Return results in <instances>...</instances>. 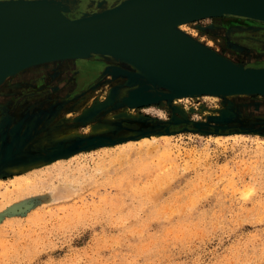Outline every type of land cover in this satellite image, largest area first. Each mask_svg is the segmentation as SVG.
<instances>
[{
	"label": "rangeland",
	"instance_id": "obj_1",
	"mask_svg": "<svg viewBox=\"0 0 264 264\" xmlns=\"http://www.w3.org/2000/svg\"><path fill=\"white\" fill-rule=\"evenodd\" d=\"M184 29L224 59L264 65L262 21L218 15ZM65 62L0 87V264H264V94L130 106L127 77L104 72L119 63ZM222 109L232 115L216 122ZM56 187L69 190L55 198Z\"/></svg>",
	"mask_w": 264,
	"mask_h": 264
},
{
	"label": "water",
	"instance_id": "obj_2",
	"mask_svg": "<svg viewBox=\"0 0 264 264\" xmlns=\"http://www.w3.org/2000/svg\"><path fill=\"white\" fill-rule=\"evenodd\" d=\"M82 2L86 5L89 0H0V76L11 68L72 50L87 51L84 57L92 53L106 55L109 49L136 55L157 24L169 16L233 15L264 22V0H120L78 15L67 13L78 10ZM9 6L16 8L18 14ZM195 57L197 63L176 69L173 78L169 73L155 71L150 82L142 81L119 65H110L104 72L127 77L126 84L130 87L121 99L130 106L157 102L175 94L264 90V65L237 63L229 67L219 65L203 53ZM170 86L174 91L166 89ZM119 94L120 87L113 86L107 99L89 107L82 116H92ZM231 115L230 110L222 109L219 117L212 115V118L222 122ZM194 125L198 129L208 127L206 123ZM213 129L218 131L219 126Z\"/></svg>",
	"mask_w": 264,
	"mask_h": 264
},
{
	"label": "bare ground",
	"instance_id": "obj_3",
	"mask_svg": "<svg viewBox=\"0 0 264 264\" xmlns=\"http://www.w3.org/2000/svg\"><path fill=\"white\" fill-rule=\"evenodd\" d=\"M81 6L82 5L80 4L79 8H81ZM10 9L13 11V13L18 14L16 8L10 7ZM193 17L188 16L183 18H176L175 16H169L164 18L150 33L148 39L144 42V44L141 47H138L137 51L139 53L136 55L132 54V52H124L118 49H109L107 51L106 56L110 57L113 61L119 63L121 67L133 73L135 76L140 77V79L145 82L151 81V78L155 76V71H159V73H163L164 75L170 74L169 76L173 78V71H175L176 69L181 70L184 69L182 67L197 63L198 59L195 56L199 53H203V55L208 56V58H210L209 56H211V59L215 62H218L219 65L232 67L233 64H237L233 61L224 59V57L207 48L205 45L197 42L193 38V36L185 32V24L191 23L192 21H196L204 17L212 16L205 15L199 17L197 16V18ZM85 53H87V51L85 50L66 51L49 57L31 61L18 67L11 68L0 76V87H3L9 80H11V78H14L19 75L22 70L27 69L31 66L42 64L45 62L63 63L70 59L82 58L84 57V55H86ZM171 87L172 86L166 89H168L169 91H174V88ZM257 91H261L264 93V90L230 89L218 92L205 91L203 93H195L190 95L175 94L162 99H168L171 101V99L173 98H176L178 100L180 97L182 98V96H198L203 94H209V96L207 97L221 96L225 99H229L230 97L235 95L255 94L257 93ZM157 137H161L164 140H168V135L153 136L151 138L146 137L142 140L144 142H148L149 140H154ZM129 142L133 143L134 141ZM0 181L3 182V180L1 179ZM25 181L26 180L24 179H20L17 181V183H14L13 186L15 187L16 185H18V187L21 188ZM9 189L10 187L7 188V190ZM68 190L69 189L66 187L65 189L56 187L51 192V195L55 198H60L65 196Z\"/></svg>",
	"mask_w": 264,
	"mask_h": 264
},
{
	"label": "flooded vegetation",
	"instance_id": "obj_4",
	"mask_svg": "<svg viewBox=\"0 0 264 264\" xmlns=\"http://www.w3.org/2000/svg\"><path fill=\"white\" fill-rule=\"evenodd\" d=\"M118 1L120 0H103V5L102 7H107V6H111L115 3H117ZM91 2V4L89 5V3ZM97 0H89L88 4L86 5H82L81 8H78V10H74V11H69L68 14L70 15H78L80 14L81 12H89V11H94V10H97L99 8H102V7H98L97 4H96ZM264 23V22H263ZM218 26V25H217ZM263 28V27H262ZM262 35H264V33H261ZM76 61L74 62H69V63H75ZM66 63V62H64ZM53 64H62V63H52V64H46V65H41V66H36L35 68H43L45 66H48V65H53ZM34 68V67H33ZM31 70V69H30ZM30 70L26 71V72H29ZM95 70V67L91 64V63H86L84 65V70H83V74H85L84 76H87V74H90L92 73L93 71ZM25 73V72H24ZM17 75L16 78H19L21 77L22 75ZM82 77L81 79L83 80L85 77ZM81 81V80H80ZM82 82V81H81Z\"/></svg>",
	"mask_w": 264,
	"mask_h": 264
}]
</instances>
